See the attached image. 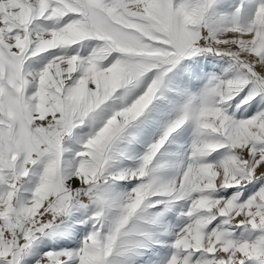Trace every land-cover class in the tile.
I'll return each mask as SVG.
<instances>
[{
  "label": "snow or ice",
  "instance_id": "1",
  "mask_svg": "<svg viewBox=\"0 0 264 264\" xmlns=\"http://www.w3.org/2000/svg\"><path fill=\"white\" fill-rule=\"evenodd\" d=\"M0 264H264V0H0Z\"/></svg>",
  "mask_w": 264,
  "mask_h": 264
}]
</instances>
